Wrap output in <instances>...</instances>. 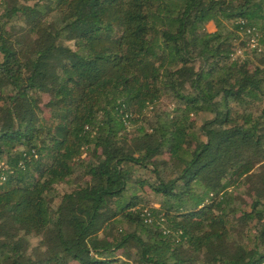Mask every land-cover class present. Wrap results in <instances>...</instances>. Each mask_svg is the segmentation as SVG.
Returning <instances> with one entry per match:
<instances>
[{
    "label": "trees",
    "instance_id": "trees-1",
    "mask_svg": "<svg viewBox=\"0 0 264 264\" xmlns=\"http://www.w3.org/2000/svg\"><path fill=\"white\" fill-rule=\"evenodd\" d=\"M260 45L264 0H0V264H264Z\"/></svg>",
    "mask_w": 264,
    "mask_h": 264
},
{
    "label": "rangeland",
    "instance_id": "rangeland-1",
    "mask_svg": "<svg viewBox=\"0 0 264 264\" xmlns=\"http://www.w3.org/2000/svg\"><path fill=\"white\" fill-rule=\"evenodd\" d=\"M206 27H207L208 31H210V32H215V31L217 30L216 25H215L214 23H210V24H208ZM242 36H243V38H245V40H246V44H248V47H250L251 49H253L256 45L258 46V44H259V41H258V40L255 39V42H251V41L249 40L250 38H249V37L247 38L243 33H242ZM239 43H240L239 41L236 42V44H237L238 46H240L239 51H238V53L236 54V56H242V57H245L247 53H250V51H252L251 49H248L247 45H246V47H244V46L242 47V45L239 44ZM260 47H261L262 49L264 48V46H261V45H260ZM261 48H260V49H261ZM250 55H251V53H250ZM164 101H165V103L168 105V108H169L170 110H173V109L175 108V104H174V102H172V101L170 100L169 97H165ZM148 114H149V118L153 117V114L150 113V110H148ZM210 117H211V116L208 115V114H201V115H199V116H194V117H193V121H194L195 124H197V125L199 126V125H201L203 122H205V120H207V119L210 118ZM133 128H134V127H133ZM133 128H132V129H133ZM59 190H60L61 192H63V191L66 190V187H65V186H60V187H59ZM148 194H149V193H148ZM151 196H152V195H151ZM34 242H35V241H34ZM34 242H33V244H35Z\"/></svg>",
    "mask_w": 264,
    "mask_h": 264
},
{
    "label": "built area",
    "instance_id": "built-area-1",
    "mask_svg": "<svg viewBox=\"0 0 264 264\" xmlns=\"http://www.w3.org/2000/svg\"><path fill=\"white\" fill-rule=\"evenodd\" d=\"M251 42H255V39H252ZM126 117H128V115ZM145 213L147 214V216H146L147 217L146 222H151L150 213L147 212V210H145Z\"/></svg>",
    "mask_w": 264,
    "mask_h": 264
}]
</instances>
